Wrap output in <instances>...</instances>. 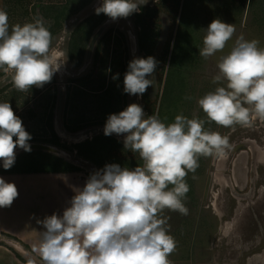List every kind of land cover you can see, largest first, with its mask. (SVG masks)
I'll use <instances>...</instances> for the list:
<instances>
[{
    "label": "rangeland",
    "instance_id": "374dc122",
    "mask_svg": "<svg viewBox=\"0 0 264 264\" xmlns=\"http://www.w3.org/2000/svg\"><path fill=\"white\" fill-rule=\"evenodd\" d=\"M101 2L91 0L81 6L71 0H0V8L7 11L10 25H22L37 17L44 19L53 36L51 56L60 64V70L49 83L40 88L33 86L29 92L15 90L10 74L0 71V102L8 101L21 118L32 137L28 143L58 149V154L23 150L16 154L18 157L24 153L16 167H33L42 162L46 166L41 160L46 152L86 174L101 170V165L80 152L79 146L102 136L108 116L118 114L132 103L141 105L146 115L159 114L165 123L173 122L179 114L203 118L196 101L217 87L212 79L218 71L217 59L223 54L217 53L208 60L199 55L204 30L214 19L236 28L224 53L239 36L257 39L260 47H264L260 0H148L139 12L117 20L95 13ZM65 6H70V14L66 19L61 15L59 18L58 11ZM103 16L101 24L110 22L86 62L91 38L101 26L98 21ZM149 56L158 62L150 77L153 86L143 96L125 93L123 81L129 62ZM117 74L118 78L113 79ZM110 97L108 108L106 99ZM206 127L228 136L232 147L223 158L201 157L196 172L188 174L190 190L185 204L189 214L167 210L163 213L170 234L179 242L180 252L186 253V234L180 225L184 223L185 229L199 220L201 224L200 209L205 207L209 212L204 213L205 225L211 233L205 234L208 246L198 264H264V121H256L251 128L236 126L234 130L214 122ZM110 137L123 144V135ZM103 157L106 165L114 162L129 168L140 161L138 154L125 149L124 144ZM96 158L100 159V155ZM0 167L3 169L2 160ZM177 253L176 249L171 257Z\"/></svg>",
    "mask_w": 264,
    "mask_h": 264
},
{
    "label": "clouds",
    "instance_id": "9594fccd",
    "mask_svg": "<svg viewBox=\"0 0 264 264\" xmlns=\"http://www.w3.org/2000/svg\"><path fill=\"white\" fill-rule=\"evenodd\" d=\"M147 2L102 0L95 13L112 20L127 18ZM204 31L199 55L208 60L223 53L212 79L217 87L196 101L204 117L179 114L165 123L159 114L146 115L137 103L110 114L104 135H123L125 149L138 154L142 163L134 169L108 164L91 174L62 216L53 213L37 221L43 231L24 254L25 264H172L169 257L177 242L163 213L188 215L186 177L196 172L201 157L223 158L232 147L228 136L206 125L214 122L234 130L264 121V47L257 39L239 36L224 53L235 25L214 19ZM52 41L42 17L10 25L7 11L0 8V71L10 74L15 90L43 87L59 71L51 56ZM157 64L152 56L130 61L124 92L143 96L153 86L150 77ZM31 139L11 104L0 102V160L5 170L14 166L17 147L31 151ZM18 195L16 185L0 177V208L10 207Z\"/></svg>",
    "mask_w": 264,
    "mask_h": 264
},
{
    "label": "crops",
    "instance_id": "0c3cea01",
    "mask_svg": "<svg viewBox=\"0 0 264 264\" xmlns=\"http://www.w3.org/2000/svg\"><path fill=\"white\" fill-rule=\"evenodd\" d=\"M89 176L80 169L0 172V177L14 183L19 192L10 207L0 208V264H25L24 254L39 242L38 232L43 231L37 221L53 213L62 216L65 208L70 206L71 198L84 187ZM196 209L198 213L200 210V214L203 213L202 222L188 224L185 229L184 223L180 225L181 231L186 234L184 244L188 251L181 253L177 242L178 253L173 258L169 257L171 262L175 261L174 264H198L208 246L205 234L211 233V230L205 225L207 218L204 213L208 215L209 212L204 210L205 207L198 210L196 206Z\"/></svg>",
    "mask_w": 264,
    "mask_h": 264
},
{
    "label": "trees",
    "instance_id": "16d2710c",
    "mask_svg": "<svg viewBox=\"0 0 264 264\" xmlns=\"http://www.w3.org/2000/svg\"><path fill=\"white\" fill-rule=\"evenodd\" d=\"M90 1L91 0H71V3L79 2V4H81V6H83L85 4H88ZM250 1L252 2V0H250ZM260 1H262L261 4H260V8H261L262 13L264 14V0H260ZM52 11H54V9H52ZM58 12H59V14H58L59 16L58 15L57 16L59 18H60V15H61L62 17H65L64 19H66L69 16V14H70V6L62 7V8L59 9ZM59 18H57V20H60ZM104 20H105V17L103 16L101 18V20L98 21L99 22L98 25L101 24ZM92 88H91V90H100V89H97V88H94V89H92ZM107 100H109V104H107ZM111 101H112L111 97L106 99V104H107L108 108L110 107L108 105H110ZM119 145H123V144L120 143L118 140H115L114 138H112L110 136H106V135L103 134L102 136H95L94 140H91V141H88V142H84L82 144V146L81 145L79 146V149H80V152L86 153V155L89 158H91L95 163H97L98 165H101V167L103 169L105 167V165H106V163H105V159L106 158L103 157V156L108 155L109 151H111L113 149L117 150V147H119ZM22 155L16 157L15 164H14L13 167H11L8 170H5L4 168L0 169V172H12V171H20V170L21 171H24V170L25 171L26 170L56 171L58 169L64 170V171H66V170H70V171L78 170V168H76L74 165H71L70 163L64 162V160L62 158H59V157L54 156L52 154H46V152H45V154H42L43 157L41 158L42 161H45L46 166L42 162L41 165L33 166V167H24V166L21 167V168L16 167L15 165L18 162V159ZM97 155H100V159L96 158ZM115 159H118V157H116ZM36 160H39V158H36ZM141 163H142V161L140 160L139 164H141ZM110 164H115V163L114 162H110ZM139 164L136 165V163H135L134 166H131L130 168L125 166V165L124 166L120 165V166L122 168L123 167H127L129 169H132L133 167L139 166ZM107 165H108V163H107ZM118 165H119V163H118Z\"/></svg>",
    "mask_w": 264,
    "mask_h": 264
},
{
    "label": "water",
    "instance_id": "95a60500",
    "mask_svg": "<svg viewBox=\"0 0 264 264\" xmlns=\"http://www.w3.org/2000/svg\"><path fill=\"white\" fill-rule=\"evenodd\" d=\"M109 22L110 21L107 20L103 24H101V26L96 30V32L92 36L90 44H89V47H88V50H87L86 62L91 59L93 51H94V47H95L99 37L101 36L102 32L105 30V28H106V26L108 25ZM62 102H63V95H62V92H60L59 98H58V104H59V108L60 109H61V106H62ZM29 144L31 146V150H44L46 152L58 154V149L53 147V146H51V145H47V144H43V143H29ZM21 151H23V149H20L19 147H17L15 149L16 154L21 152Z\"/></svg>",
    "mask_w": 264,
    "mask_h": 264
},
{
    "label": "bare ground",
    "instance_id": "6f19581e",
    "mask_svg": "<svg viewBox=\"0 0 264 264\" xmlns=\"http://www.w3.org/2000/svg\"><path fill=\"white\" fill-rule=\"evenodd\" d=\"M59 70H60V68H59ZM60 73V72H59ZM259 151H260V156H262L263 155V152H262V150L261 149H259Z\"/></svg>",
    "mask_w": 264,
    "mask_h": 264
}]
</instances>
